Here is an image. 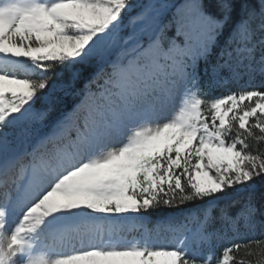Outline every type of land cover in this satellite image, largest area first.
<instances>
[{
	"label": "snow or ice",
	"instance_id": "obj_1",
	"mask_svg": "<svg viewBox=\"0 0 264 264\" xmlns=\"http://www.w3.org/2000/svg\"><path fill=\"white\" fill-rule=\"evenodd\" d=\"M251 141L264 0H0V264H264Z\"/></svg>",
	"mask_w": 264,
	"mask_h": 264
},
{
	"label": "trees",
	"instance_id": "obj_2",
	"mask_svg": "<svg viewBox=\"0 0 264 264\" xmlns=\"http://www.w3.org/2000/svg\"><path fill=\"white\" fill-rule=\"evenodd\" d=\"M85 74H87V70L85 71ZM245 78H246V80L244 81V84H242L243 86L244 85L247 86L250 90L252 88H259L260 87L261 79L259 76H256L255 78H253L251 80H249L247 77H245ZM243 86H240V85L235 84V83L229 84V85H227V87L214 90L211 93V95L215 96L218 93L227 94V92L229 90H235L238 87H243ZM59 98H60V102L56 104L53 112L50 114L52 119H55L60 114L61 111L65 110V109H71L73 104L75 103V100H76V98L73 95H65V94H61V96ZM251 143L255 149L264 148V145L257 144V142H255V141H251ZM255 185L257 188H260L262 185H264V179H257L255 181ZM153 216L156 218H159L158 214H153ZM252 235H254L256 238H260L261 234H260L259 230H257L255 233L248 234V236H252ZM237 259H240V257H237Z\"/></svg>",
	"mask_w": 264,
	"mask_h": 264
},
{
	"label": "rangeland",
	"instance_id": "obj_3",
	"mask_svg": "<svg viewBox=\"0 0 264 264\" xmlns=\"http://www.w3.org/2000/svg\"><path fill=\"white\" fill-rule=\"evenodd\" d=\"M138 2H142V0H138ZM246 80V78L242 81L239 82V84H243L244 81ZM61 94H64L63 92H59V90L57 91V95L60 97ZM220 95H223V94H218V95H215V96H220ZM159 242H162V243H168L169 242V235L167 233H160L159 237L157 238Z\"/></svg>",
	"mask_w": 264,
	"mask_h": 264
}]
</instances>
